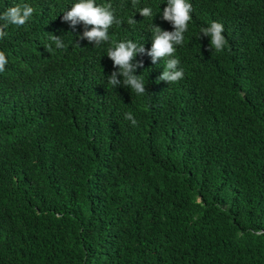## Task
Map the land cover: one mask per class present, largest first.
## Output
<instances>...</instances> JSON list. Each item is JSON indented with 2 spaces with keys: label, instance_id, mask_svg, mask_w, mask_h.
<instances>
[{
  "label": "trees",
  "instance_id": "16d2710c",
  "mask_svg": "<svg viewBox=\"0 0 264 264\" xmlns=\"http://www.w3.org/2000/svg\"><path fill=\"white\" fill-rule=\"evenodd\" d=\"M77 2L0 0L34 9L0 39V264H264V0H188L184 77L138 54L142 96L108 83L107 50L172 31L167 0H96L122 21L96 46L63 21Z\"/></svg>",
  "mask_w": 264,
  "mask_h": 264
},
{
  "label": "clouds",
  "instance_id": "9594fccd",
  "mask_svg": "<svg viewBox=\"0 0 264 264\" xmlns=\"http://www.w3.org/2000/svg\"><path fill=\"white\" fill-rule=\"evenodd\" d=\"M137 0H132L133 5ZM192 4L188 0H167V6L163 9L162 19L172 25V31L162 30L159 26L152 25V45L150 49H145L144 45H138L132 40L120 41L114 47H109L107 56L113 62V67L118 71H113L108 77V83L113 87L131 88L137 95L142 96L146 93L143 78L136 75L138 68H143V60H137V55H147L151 58L152 64L164 60L165 67L158 81L168 84L179 82L184 77L183 69L178 68L180 61L175 58L176 46L183 45L185 42L184 34L188 31V25L192 20ZM33 7L24 4L9 7L0 14V39L5 35V28L8 25L23 26L33 15ZM144 18L152 17V9L144 7L139 10ZM63 21L69 23L72 29L77 25L83 24L85 30L80 35V40H87L89 43L101 45L110 42L109 29L113 25H119L121 20L117 19L112 5H97L96 0H78L71 6L70 10L64 12ZM128 24H135L136 20L130 17ZM89 26L90 30H89ZM200 33L204 37L210 38L209 50L216 53L223 52L228 44L225 37L223 24L213 21L208 27H202ZM51 40L57 48H63L64 44L60 37L51 34ZM198 38H200L198 36ZM51 50V46H47ZM8 60L3 51H0V73L5 71ZM119 76L123 77L121 81ZM126 120L133 126L137 125L132 113H126Z\"/></svg>",
  "mask_w": 264,
  "mask_h": 264
}]
</instances>
